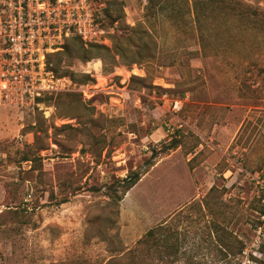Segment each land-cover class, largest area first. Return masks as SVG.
<instances>
[{
  "label": "rangeland",
  "instance_id": "rangeland-1",
  "mask_svg": "<svg viewBox=\"0 0 264 264\" xmlns=\"http://www.w3.org/2000/svg\"><path fill=\"white\" fill-rule=\"evenodd\" d=\"M84 5L85 33L46 58L65 89L0 105V264H260L264 0ZM115 43L118 63L82 56ZM159 224L169 249L142 252Z\"/></svg>",
  "mask_w": 264,
  "mask_h": 264
},
{
  "label": "built area",
  "instance_id": "built-area-1",
  "mask_svg": "<svg viewBox=\"0 0 264 264\" xmlns=\"http://www.w3.org/2000/svg\"><path fill=\"white\" fill-rule=\"evenodd\" d=\"M84 0H0V105L28 107L65 89L47 54L89 24Z\"/></svg>",
  "mask_w": 264,
  "mask_h": 264
},
{
  "label": "trees",
  "instance_id": "trees-1",
  "mask_svg": "<svg viewBox=\"0 0 264 264\" xmlns=\"http://www.w3.org/2000/svg\"><path fill=\"white\" fill-rule=\"evenodd\" d=\"M114 36L116 38H118L119 36L114 34ZM95 51H93V49ZM81 52L84 54L82 55L84 60H88L89 58L93 57V54H97V57H99L102 61V63L104 64L106 61V55L110 56L111 58V62L113 63H118L120 61H123V58L125 57V49H122V47H120V45L118 43L114 44V48L109 49L108 47L104 46V45H98V44H91L89 48H84L81 47ZM97 52V53H94ZM105 55V56H103ZM135 62V61H133ZM49 68L52 71H56L55 69H53L51 66H49ZM86 77V79H81L79 82L82 84L84 82H86L88 79H90L88 77V75H84ZM180 145V140L179 139H175L172 138L170 139L168 142L164 143L162 146H160L159 148H153L152 149V154H151V160L148 161V166L153 165V160L154 157L158 156L160 153L177 148ZM140 175L141 173H139V171H131L129 172L125 177L122 178H117L115 184L114 185H110V190L113 193L114 197L117 200L121 199V195L124 194L128 189H130L139 179H140ZM119 188V192L120 194H118V189ZM216 188L211 187L210 191L213 193H215ZM209 191V192H210ZM162 225L159 224L158 225V229L156 228H151L149 229L142 238H140L138 240V249L140 248V246H142L140 248V250H142V252H148L149 249L151 247L152 248V252H157L160 256H162V253L166 250L169 249L168 246H164V244L166 243L165 238L159 235H156L157 230L159 231V229H161ZM159 234V232H158ZM139 256V253H138ZM260 264H264V261L261 260Z\"/></svg>",
  "mask_w": 264,
  "mask_h": 264
},
{
  "label": "bare ground",
  "instance_id": "bare-ground-1",
  "mask_svg": "<svg viewBox=\"0 0 264 264\" xmlns=\"http://www.w3.org/2000/svg\"><path fill=\"white\" fill-rule=\"evenodd\" d=\"M127 77V76H126Z\"/></svg>",
  "mask_w": 264,
  "mask_h": 264
}]
</instances>
